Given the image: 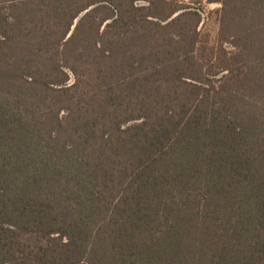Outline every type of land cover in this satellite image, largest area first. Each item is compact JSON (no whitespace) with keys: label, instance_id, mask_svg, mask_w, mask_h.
I'll return each instance as SVG.
<instances>
[{"label":"trees","instance_id":"obj_1","mask_svg":"<svg viewBox=\"0 0 264 264\" xmlns=\"http://www.w3.org/2000/svg\"><path fill=\"white\" fill-rule=\"evenodd\" d=\"M192 1L218 70L180 1L0 0V264H264V0Z\"/></svg>","mask_w":264,"mask_h":264},{"label":"rangeland","instance_id":"obj_2","mask_svg":"<svg viewBox=\"0 0 264 264\" xmlns=\"http://www.w3.org/2000/svg\"><path fill=\"white\" fill-rule=\"evenodd\" d=\"M169 5L180 1L191 6V10L198 11L201 15V22L196 25V18H193L192 30L186 37L184 51L190 59V67L201 68L204 72L208 70H218L226 65V59L229 58L228 52H232L234 48L232 44L222 41L218 34V24L216 14H210L212 8H216L218 4L196 3L192 0H168ZM168 10V9H167ZM192 52V53H190ZM192 54V55H191ZM69 84L72 83V75Z\"/></svg>","mask_w":264,"mask_h":264}]
</instances>
